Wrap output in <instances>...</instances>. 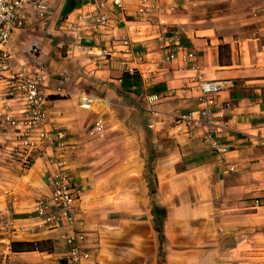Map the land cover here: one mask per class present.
<instances>
[{"label":"crops","instance_id":"obj_1","mask_svg":"<svg viewBox=\"0 0 264 264\" xmlns=\"http://www.w3.org/2000/svg\"><path fill=\"white\" fill-rule=\"evenodd\" d=\"M48 2L51 11L45 23L29 9L23 29L13 32L11 65L41 67L49 74L41 88L47 98V126L64 130L71 145L65 169L79 190L73 206L84 220L83 248L90 255L89 264H247L248 222L259 213L250 211L259 209L255 200L264 201V63L259 64L264 53L257 38L242 39L230 30L228 14L231 7L262 6L264 0L158 4L164 11L161 23L169 36L177 35L181 47L195 54L203 78L224 83L218 104L228 109H217L216 114L231 131L215 136L227 149L223 157L198 134L189 135L183 127L151 120L144 113L148 96H157L154 109L161 115L189 113L197 108L198 96L181 91L192 73L179 60L163 61L151 30L141 28L134 18V0H127L123 14L105 9L116 22L111 35L81 42L99 51L111 38H126L135 52L150 53V59L162 62L164 74L151 85L138 74L89 73L92 67L86 56L68 54L63 25L75 14L87 15L95 2L89 6L83 0ZM156 15L153 26L158 23ZM79 95L98 102L91 111L83 110ZM95 107L101 108L99 113ZM120 113L127 116V133L104 127L100 134H91L96 118L105 125ZM138 120L145 121L140 129L134 126ZM140 136L151 140L150 166L139 154ZM47 160L46 154L32 156L21 177L19 203H13L11 242L22 246L18 252L9 246L8 251L16 264H64L68 247L61 236L66 229L45 231L33 212L35 201L49 192L52 171ZM154 206L165 210L160 253Z\"/></svg>","mask_w":264,"mask_h":264},{"label":"built area","instance_id":"obj_2","mask_svg":"<svg viewBox=\"0 0 264 264\" xmlns=\"http://www.w3.org/2000/svg\"><path fill=\"white\" fill-rule=\"evenodd\" d=\"M87 6L93 4L87 15L75 14L72 20L64 22V32L69 37L67 52L71 56L82 53L92 67L89 73L118 72L121 74H138L140 79L148 85L159 80L164 74L162 62L150 59V53L143 55L132 49L126 38L108 41L99 51L93 47L84 46L82 39L94 38L95 42L101 37H108L116 28V22L105 11L123 14L127 0H83ZM136 10L134 18L141 28L150 29L151 36L158 42V51L164 55L163 61L179 60L191 76L186 78L181 91L197 94V108L186 114L174 113L161 115L154 109L157 96H148L144 113L151 118L167 121L174 128L183 127L187 134H198L218 155L224 156L227 149L220 145L215 136L230 132L231 128L217 109L227 111L228 107L218 104V96L224 89V83L207 81L203 78L195 54L181 47L178 37L169 36L166 26L161 23L164 11L158 9L160 0H134ZM32 10L40 23H45L50 16L51 5L48 0H0V84L5 88L4 97L7 101L17 103V106L2 115L1 126L10 129L15 143L10 153L22 150L23 164L38 153L47 155L48 166L51 169L49 192L38 198L33 206V212L39 224L45 231H56L65 228L61 239L68 250L64 256V264H89L90 255L83 248L85 241L84 220L77 212L74 196L79 194L74 181L65 169V153L71 149L67 142L66 132L60 128L47 126V98L41 92L49 74L44 68L36 67L31 70L14 68L11 65L12 52L10 41L13 32L23 29L27 20V11ZM157 9V10H156ZM172 10L169 8L167 11ZM153 14H157L158 23L153 26ZM78 103L83 110H92L96 99L88 95H79ZM162 117V118H161ZM149 128L154 124L151 122ZM104 128L102 118H96L92 124L91 134H100ZM232 170V169H230ZM259 201L255 200L254 206ZM85 211H82L84 214ZM16 264V263H15ZM19 264V263H18Z\"/></svg>","mask_w":264,"mask_h":264},{"label":"rangeland","instance_id":"obj_3","mask_svg":"<svg viewBox=\"0 0 264 264\" xmlns=\"http://www.w3.org/2000/svg\"><path fill=\"white\" fill-rule=\"evenodd\" d=\"M252 10L258 13L256 17L253 16ZM229 11L230 23L228 25L231 27L230 30L237 32L242 39L257 38L259 50L264 53V5L250 7L245 4L241 7H231ZM261 47H263V50ZM263 63V56L260 55L259 64ZM4 94L5 88L0 84V264H15L8 251L10 242L14 240L12 234V211L16 210V208L13 203H19L18 196H20L24 184L21 177L25 175V170L31 163L32 157L27 160L26 164H23L21 162L24 157L22 150L10 153V148L14 146L15 138L10 133V129L1 126V120L3 113L13 110L17 103L7 101ZM100 109L94 108L97 113H99ZM113 115L115 117L113 119L109 118V124L106 122L104 127H109V129L116 127L117 130H124L127 133V116L122 113H120L121 116ZM142 122L144 123L145 121ZM142 122L138 120V125L136 123L134 126L140 129L143 127ZM127 138L128 136L124 139ZM150 141L147 137L141 138V136L137 139L138 144L142 146L139 148V154L142 159L147 161V165H151L148 160L153 157ZM258 206L259 209L250 211L259 213L248 222L246 237L248 258L245 260L247 264H264V210L260 209L264 208V201L260 200ZM156 240L158 241L157 236Z\"/></svg>","mask_w":264,"mask_h":264},{"label":"trees","instance_id":"obj_4","mask_svg":"<svg viewBox=\"0 0 264 264\" xmlns=\"http://www.w3.org/2000/svg\"><path fill=\"white\" fill-rule=\"evenodd\" d=\"M151 194L154 193V191L151 189ZM152 216H153V227L154 232L157 235V239L159 242V253L162 251V243H163V222L165 219V210L162 207L154 206L152 208ZM10 249L12 252H18L21 249L22 244L21 243H14L10 242L9 244Z\"/></svg>","mask_w":264,"mask_h":264}]
</instances>
